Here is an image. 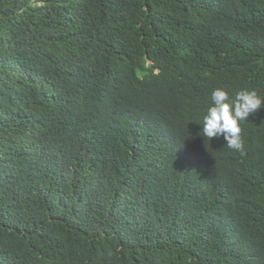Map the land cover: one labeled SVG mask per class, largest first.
<instances>
[{
    "label": "trees",
    "instance_id": "16d2710c",
    "mask_svg": "<svg viewBox=\"0 0 264 264\" xmlns=\"http://www.w3.org/2000/svg\"><path fill=\"white\" fill-rule=\"evenodd\" d=\"M217 88L264 97V0H0V264H264V106L242 156Z\"/></svg>",
    "mask_w": 264,
    "mask_h": 264
},
{
    "label": "clouds",
    "instance_id": "9594fccd",
    "mask_svg": "<svg viewBox=\"0 0 264 264\" xmlns=\"http://www.w3.org/2000/svg\"><path fill=\"white\" fill-rule=\"evenodd\" d=\"M211 101L212 106L203 117L204 136L209 139L222 136L230 149L245 155L241 123L264 106V97L256 90L246 89L232 97L225 89L217 88L211 94Z\"/></svg>",
    "mask_w": 264,
    "mask_h": 264
}]
</instances>
